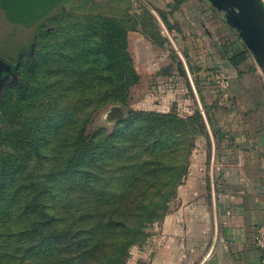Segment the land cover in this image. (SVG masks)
I'll use <instances>...</instances> for the list:
<instances>
[{"label": "trees", "instance_id": "trees-1", "mask_svg": "<svg viewBox=\"0 0 264 264\" xmlns=\"http://www.w3.org/2000/svg\"><path fill=\"white\" fill-rule=\"evenodd\" d=\"M173 1L176 8L186 0ZM53 2L56 10L43 20L51 30L39 26L34 56L19 58L14 68L19 82L5 88L0 99V123L9 126L0 134V264H127L131 247L144 242L147 227L167 213L188 174L195 138L207 129L197 111L181 117L172 111L125 110L129 89L139 81L127 34L142 25L161 42L151 14V20L137 22L126 11L109 15L90 11L96 9L83 2ZM0 6L7 8L6 0ZM246 54V49L236 52L228 61L237 67ZM43 74L58 76L75 96L69 115L94 98L100 105L122 106L127 116L113 126H124L105 136L104 128L86 136L90 114L85 110L82 121L66 114L62 121L68 124L55 134L58 117L34 125L21 120L23 98ZM77 126L76 134L70 130L58 137L62 128ZM48 138L54 150L49 158L41 148ZM134 148L138 154H132ZM34 156L52 161L47 181L28 179L27 161Z\"/></svg>", "mask_w": 264, "mask_h": 264}, {"label": "crops", "instance_id": "crops-1", "mask_svg": "<svg viewBox=\"0 0 264 264\" xmlns=\"http://www.w3.org/2000/svg\"><path fill=\"white\" fill-rule=\"evenodd\" d=\"M143 1L164 19L169 37L139 1L144 9L135 5L134 15L150 20L152 15L162 38L154 41L142 25L128 32V50L140 82L148 80L152 90L160 92L159 112H170L174 102L188 110L186 116L200 112L186 95L181 76L189 79L183 64L182 74L174 67L168 40L176 54L189 61L212 128L215 154L213 159L208 131L198 134L187 176L163 219L147 228L142 246L132 248L129 264H261L255 243L256 230L264 224L260 71L249 54L237 67L229 63L246 47L239 39H227L230 30L212 20L214 11L204 0L185 1L176 8L173 0Z\"/></svg>", "mask_w": 264, "mask_h": 264}, {"label": "rangeland", "instance_id": "rangeland-1", "mask_svg": "<svg viewBox=\"0 0 264 264\" xmlns=\"http://www.w3.org/2000/svg\"><path fill=\"white\" fill-rule=\"evenodd\" d=\"M66 1H68L69 5L70 4L80 5V2H83L87 7H92L97 10L96 11L94 9H91L90 11L101 12L109 15L113 14V12H116L114 14H118L126 11L128 15L133 17V19H136L137 22L143 21V17L141 14L134 15L135 5L136 7L137 5H140V7L144 9V6L138 0H130L129 3L127 2V0H66ZM191 1L186 0V3L187 2L190 3ZM138 2L139 4H137ZM53 7L54 5H52L50 9H48L47 11L41 14L23 15L14 9L0 6V58L12 64H16V62L19 60L20 57L25 58L29 56L30 58H32L36 50L34 39L38 33L39 26L42 24V29L48 32L52 28L51 25L48 24V21L44 23L43 20L45 16L50 13V11L56 10V9L54 10ZM185 10H187V8H185ZM213 11H214L213 12L214 18L212 20L216 21V23L218 22L221 23L222 26L225 25L223 26V28L227 27L230 30V34L227 36V39L230 41L231 39L240 40L237 33L224 22L222 18V14L216 12L214 9ZM179 13H181V11L178 12L177 14L178 18L179 20H182L183 16H180L181 14ZM240 43L243 47H245L242 41ZM32 45H33L32 51L30 50L27 51ZM167 47L170 50L171 55H173L172 53H174L172 59L174 61V67L177 68L179 72L182 74V72L180 71V69L183 68L182 66L183 63H181L182 61L181 56L176 54V52L174 51L172 45L169 43L168 40H167ZM183 58L189 68V61L186 59V57L183 56ZM250 59L252 61V58H249V60ZM249 63L251 64V62ZM244 67L245 66L242 65V68ZM191 75L193 77L192 72ZM181 77L183 80L182 85L184 84L187 88L186 95L189 97L190 103L193 104V106L195 107L194 110L196 111L198 109H197V102L193 90H191L186 75ZM38 79L39 81L36 80L35 84L31 85L28 95L23 98L25 100L23 101L24 104L22 106L20 119L27 120L30 123V125H34L36 122L44 121V119L47 117L48 119L58 117L57 121L53 122L54 130H55L54 134H55L57 127L63 126L66 123L68 124L69 121H62V118L69 113L67 109H70V111L72 112V110L74 109L73 105L76 102L75 101L76 98L73 94L65 91V88L63 86H65L66 83L61 84L58 76L43 74V75H39ZM192 79L194 81V78ZM144 80L140 82V78H139V81L129 89L128 92L129 99L125 106V110L127 112H132V111L159 112L158 107L162 106L160 105L159 102H161L163 98L160 97L159 95L160 92L158 91L156 92L152 90L151 88L152 82L149 84L148 80H146V82ZM67 81L71 82V85L77 83L74 82L76 80L73 79H67ZM16 82H19V78L15 73H13L12 76L9 77L5 85H3L2 88L0 89V99H1L2 91ZM194 84L196 87L197 85L195 81ZM97 101L93 98V100L90 102L89 105H84L83 110L82 109L78 110L79 108H77V111H75L73 114L70 115L68 114L67 116H65V118L70 117L69 119H72L74 117H77L80 118V120L82 121L87 117H83L81 115V112L85 110L86 112L83 113H89L90 116L88 118L85 128L86 136H92L101 128H104L103 130L104 136L110 134L113 131V128L115 127L122 128L124 126L122 123L120 126H113L103 123L101 119V114L102 111L106 109L109 105H105V104L100 105L98 104ZM150 103L153 106H151ZM171 111L177 113L181 117H187L186 112L188 110L183 106H180V104H176L175 102L171 105ZM8 128H9L8 125L0 123V134H4L8 130ZM16 128L21 129L22 125L21 124L16 125ZM24 129L25 128L21 129L22 133ZM79 129H80L79 126H77V128H72V129L62 128L58 132V137L63 136V134L66 131H70V130L72 135L76 134L79 131ZM62 130L63 133L61 132ZM49 138L46 139V141L42 142L41 144V148L43 149V152L47 157L52 155V153H54L52 144L50 145L48 144ZM20 152L21 150H19L17 153ZM138 152L139 149L134 148L132 154L135 155L138 154ZM48 158L47 161L42 162L38 160L37 157L34 156L31 158V160L27 161L26 173H28L29 180L30 178L32 179V181H40V182L48 180L49 173L50 171H52V168L49 166L52 164V161H50ZM146 233L148 237L147 229H146ZM144 242L140 244H136L134 246H142ZM133 247H131L129 251L127 264H129L130 259L132 257L131 251Z\"/></svg>", "mask_w": 264, "mask_h": 264}, {"label": "water", "instance_id": "water-1", "mask_svg": "<svg viewBox=\"0 0 264 264\" xmlns=\"http://www.w3.org/2000/svg\"><path fill=\"white\" fill-rule=\"evenodd\" d=\"M139 1L151 11L165 34L169 37L166 26L156 11L143 0ZM204 1L216 12L222 14L224 22L237 33L248 53L252 56L264 81V0ZM6 2L8 8L14 9L23 15L41 14L47 11L53 5V0H6ZM32 48L33 45L29 48V50L32 51ZM179 56H181L184 70L188 76L197 105L208 131L212 145V158L214 159L215 142L210 124L204 112L203 105L201 103L188 65L185 62L183 56L181 54H179ZM11 69L12 63L0 58V74L11 72ZM126 116V111L124 108H122V106L111 105L102 111L101 119L104 124L113 125L124 121Z\"/></svg>", "mask_w": 264, "mask_h": 264}, {"label": "built area", "instance_id": "built-area-1", "mask_svg": "<svg viewBox=\"0 0 264 264\" xmlns=\"http://www.w3.org/2000/svg\"><path fill=\"white\" fill-rule=\"evenodd\" d=\"M255 243L260 253V263L264 264V224L260 225L256 230Z\"/></svg>", "mask_w": 264, "mask_h": 264}, {"label": "flooded vegetation", "instance_id": "flooded-vegetation-1", "mask_svg": "<svg viewBox=\"0 0 264 264\" xmlns=\"http://www.w3.org/2000/svg\"><path fill=\"white\" fill-rule=\"evenodd\" d=\"M27 51H29V49ZM14 68H15V64H12L11 72L0 74V89L2 88L3 85H5L9 77L12 76V74L14 73Z\"/></svg>", "mask_w": 264, "mask_h": 264}]
</instances>
